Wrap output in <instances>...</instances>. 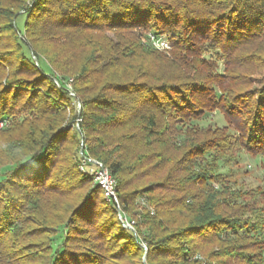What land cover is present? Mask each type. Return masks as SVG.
<instances>
[{
    "label": "trees",
    "instance_id": "16d2710c",
    "mask_svg": "<svg viewBox=\"0 0 264 264\" xmlns=\"http://www.w3.org/2000/svg\"><path fill=\"white\" fill-rule=\"evenodd\" d=\"M140 27L166 35L171 52L148 34L142 41L134 31ZM243 69L256 72L253 82L261 85L244 92L251 83ZM19 106L30 117L15 119ZM216 110L234 125L242 148L264 158V0H0V121H9L0 128L7 132L0 135V170L8 168L0 180V264H111L139 256L141 264H203L196 255L215 245L220 250L205 255L208 264H264V213L247 209L250 189L219 168L235 163L220 154L229 146L210 127L199 143L181 144L202 131L192 121ZM68 114L81 119L79 128L61 125ZM172 141L188 148L182 159L175 160ZM84 156L109 168L119 204L79 169ZM153 160L168 168L161 193H126L139 184L137 169ZM74 179L80 195L65 201L61 182L74 188ZM137 196L154 214L132 211ZM52 210L62 214L55 219ZM81 218L92 229L78 237ZM36 221L59 222L33 248L23 243ZM111 239L118 249L105 245Z\"/></svg>",
    "mask_w": 264,
    "mask_h": 264
},
{
    "label": "rangeland",
    "instance_id": "374dc122",
    "mask_svg": "<svg viewBox=\"0 0 264 264\" xmlns=\"http://www.w3.org/2000/svg\"><path fill=\"white\" fill-rule=\"evenodd\" d=\"M24 22H25V15H23V11H21V15H19L17 18V26L20 29H22L24 26ZM134 31L136 33H138L139 35H141L140 38L142 41H145V36L148 34V32L144 28L140 27L139 29L134 30ZM159 50L166 52V53H170L171 47L169 49H159ZM173 64L177 67L176 63H171V62L167 63L166 66H168V68L172 69L175 67ZM158 65L160 66L161 64H157V66ZM242 65H244V64L242 63ZM241 72H242V74L240 73V75H242V79H243V77H245L247 79V84L251 83L249 85L245 84V85H247V87L245 86V88H243L244 92H246L247 90H253V89H255V87L261 85L259 82H257V83L253 82L255 80V78L258 76V74L256 72L249 73L245 69L241 70ZM68 88L71 91V85L70 84H68ZM252 96L251 95H245V94L243 95L244 99L247 101L251 100L253 98ZM254 98L256 99V96H254ZM23 103L24 102H22V105H23ZM77 107H78V110L80 111L81 105L79 102H77ZM16 109H17L16 115H14L15 119H17V120L23 119L25 116L30 117V115L28 114V111L25 110V107L19 106ZM80 120L81 119L75 120L74 118H72L68 114L66 119L62 122L61 125L65 126L66 128L73 127V126H74V128H79V121ZM8 123H9V121H7V120L6 121H0V128L6 127V125ZM190 125L203 127V128H201L202 131H197L195 134L187 133L185 135V137H186L185 141L181 142L182 146H184V147H185V145L190 146L191 144H193V142L199 143L200 140L205 137V135H203V133L205 131H207V129L210 127L209 129L212 131L211 135H213V137L218 136L219 142H220V144L223 145V147L229 146V148L227 150L223 149L224 152H220L222 158L225 157L224 159H226L227 157H230V156L235 157V163L232 164L231 166L225 165L223 163L221 164L219 162L220 163L219 168H221L220 171H222L224 173H226V172L229 173V171L234 172L235 176L233 179H235L236 181L243 182L244 187L247 189H250V192L245 193V196L243 197L244 201H246V202L249 201V202H247V205H248L247 209H251V206H254L256 208L262 209L259 211L261 213H264V209H263L264 208V158L254 156L252 153H250L249 151L242 148L240 140L239 141L236 140V130L234 128V125L230 124L226 120L225 115L219 110L214 111L210 115L209 114L205 115V117L200 121H196V120L192 121ZM168 129L171 131L169 133L172 134L173 129L176 130L177 128L175 125L171 124V126H169ZM0 133H1L0 135H7V132H0ZM67 135H68L67 136L68 139H71V137H73L72 132L68 133ZM174 135H176V132L174 134H172L171 138L173 140L176 139V136H174ZM208 135H206V137ZM172 143H174V142L172 141ZM81 145L83 146V143ZM179 145H180L179 143L173 144V146L176 147V150H175V147L174 148L172 147L175 150L174 152H172L174 156L176 155L175 160L182 159V158H180L182 156V152L188 151V148L187 149L184 148L185 150L183 151L182 150L183 147L182 146L179 147ZM69 146L72 147L71 143H69L68 140H66V146L65 147H69ZM73 150H74V147H72V151ZM82 150H83V148L81 149V152H82ZM167 154H169L168 151H167ZM212 156L213 155H208L207 160L213 161ZM184 157H187V156L185 155ZM90 158H92V157H90ZM92 159H94L97 162L102 164L104 170L107 171V173L112 176V178L115 180L116 186H117V181H116L115 177L112 175L109 168L106 167L102 161H100L96 158H92ZM183 159H185V158H183ZM180 161H182V160H180ZM180 161L177 163V165L180 163ZM173 163H175V162H173ZM173 163H171V164H173ZM7 169L8 168H3L2 170H0V180L3 179V174ZM58 171L59 172L56 173V175L60 176V175H63L62 173H65V171H67V170L64 169V170H58ZM137 171L140 172V174H139L140 177L138 178L139 184H133V182H132V184L127 186V188L125 189L126 193L135 192V190H137L138 188H142V187L146 188V189H152L153 188L154 190H152L151 193H155V194L161 193V190H158L157 185H159L162 182H165L164 177H166V175H167V171H168L167 167H166V169H164V165H162L160 162H154V160H153L151 163H149L147 165L140 166L137 169ZM175 171H177V168ZM66 181L67 180L63 181L65 183L61 182V188L66 193L64 195H65V197L68 198V199H65V201H68L69 199L73 200V198L76 199L77 195H80V190L78 191L75 189L78 185V181L74 179V188L72 186H70V184H72V182L68 184V181L67 182ZM93 181H94L93 185L97 184V182H98L95 179ZM232 181H234V180H232ZM99 186L104 191V188L101 185H99ZM235 187H238V184ZM251 189H253V190L251 191ZM115 193H116L117 200L119 202L117 190H115ZM104 194H105V191H104ZM172 195H178V192H173ZM63 200L64 199H59L58 203H60V202L64 203ZM134 202H135V205L132 206V209H133L132 211H135V213H141L142 214V213H145L149 209L154 214V208L151 207L152 205L149 203V201L146 197L137 196V197H135ZM62 203H60V204H62ZM74 203H75V201H74ZM72 205H73V203H72ZM47 211L48 210L41 212L39 215H42V214L48 215ZM251 212L253 213V211H251ZM51 214L56 219V218H59L62 213L60 211L52 210ZM136 216H138V215H136ZM186 216L187 215H184L183 213H179V214H177V216L175 215V218L179 219V222L182 223V222L186 221ZM27 218H31V220H34V217L31 215L27 216ZM41 219H42V217H41ZM81 220H82V222H80V225L82 226V228H81V230H78V232H77L78 237H83L85 230L89 231L92 229L90 226L87 225V223L82 218H81ZM58 222L59 221H57V222H48L47 221V223L41 222L42 223L41 224L40 221L39 222L36 221L34 223H31L29 228H31L30 230H31V233L33 234V236H28L27 240H25V243H23V244L30 243L33 248L37 247L39 245H43L42 244L43 240L45 241V239H42L43 234L47 230H49V228L52 225H54L55 223H58ZM95 232H96V230H95ZM106 236H107V234L105 235V238L108 239V237H106ZM194 238H196V236H188L187 241L192 242V239H194ZM60 239H61V237H59L57 239V242L60 241ZM113 242L119 243L118 240H112V239L106 240V242H105V245L109 247L110 251L118 249V246H115L118 244L114 245ZM20 245H22V244H20ZM144 246L146 247V245H144ZM202 250L203 251H201V253H198L195 258L202 260L203 264H206V263L208 264V261H207L205 255L209 256L211 251H212V253L219 251L220 247L215 245V246H210V247H208V249L206 248L205 250H204V248H202ZM211 255H214V254H211ZM145 261H146V258L144 256L143 257L139 256V257L130 258V259L126 258L124 260L116 259V257L112 258V260L110 259L111 264H123V263H125V264H141V262H145Z\"/></svg>",
    "mask_w": 264,
    "mask_h": 264
},
{
    "label": "built area",
    "instance_id": "2783aa9c",
    "mask_svg": "<svg viewBox=\"0 0 264 264\" xmlns=\"http://www.w3.org/2000/svg\"><path fill=\"white\" fill-rule=\"evenodd\" d=\"M149 41L154 45L157 49H169L171 47L170 40L166 35H158L153 32L148 34ZM79 168L81 171L86 172L91 175L97 182V184L101 185L104 188L106 198L110 201H114L115 203H119L116 197V182L112 178L111 175L104 170L101 163L96 160L84 156L79 164ZM133 222L126 221V226L132 227Z\"/></svg>",
    "mask_w": 264,
    "mask_h": 264
}]
</instances>
